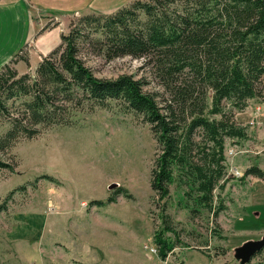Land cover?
<instances>
[{"label":"trees","instance_id":"trees-1","mask_svg":"<svg viewBox=\"0 0 264 264\" xmlns=\"http://www.w3.org/2000/svg\"><path fill=\"white\" fill-rule=\"evenodd\" d=\"M60 38L33 70L22 47L0 67V168H15L11 150L23 138L70 127L110 100L122 103L149 123L158 146L150 186L162 220L155 248L164 259L178 241L166 207L170 185L183 188L191 212L200 207L217 218L226 206L214 192L228 181L225 142L240 143L247 131L235 113L264 100V0H131L80 15ZM83 52L133 57L148 73L98 77ZM20 59L25 72L15 67ZM247 174L264 179L260 166Z\"/></svg>","mask_w":264,"mask_h":264},{"label":"rangeland","instance_id":"rangeland-1","mask_svg":"<svg viewBox=\"0 0 264 264\" xmlns=\"http://www.w3.org/2000/svg\"><path fill=\"white\" fill-rule=\"evenodd\" d=\"M121 1L127 0L88 2L112 7ZM58 13L59 22L56 17L52 21L59 33L83 15ZM25 47L22 53L28 54L33 70L46 48L36 47L35 40ZM83 55L98 77L148 73L142 60L133 57ZM22 62L15 67L25 72ZM249 105L235 113L247 131L238 140L237 154L226 157L228 181L223 190L214 191L226 205L217 218L200 207L191 212L194 206H185L183 188L170 185L166 207L178 241L164 259L151 251L156 247L154 234L162 228L150 186L158 146L139 114L110 100L108 108L84 113L70 127L49 126L38 136L23 138L11 150L15 168H0V264H240L235 248L264 233V179L242 175L252 165L264 172V128L247 123L253 101ZM225 143L227 148L234 142ZM112 182L116 187H110ZM119 189L130 195L117 193ZM112 195L111 203L90 204ZM165 235L175 240L171 232ZM247 264H264V247Z\"/></svg>","mask_w":264,"mask_h":264},{"label":"crops","instance_id":"crops-1","mask_svg":"<svg viewBox=\"0 0 264 264\" xmlns=\"http://www.w3.org/2000/svg\"><path fill=\"white\" fill-rule=\"evenodd\" d=\"M88 1L0 0V42H3V46L0 47V67L9 59H12L19 52L21 47L25 49V46L28 44L30 45V42L34 40L36 47L46 48V51H44L42 55L50 52V50L60 42V34L66 31L63 27L59 33L57 31L58 23L55 24V22L52 21V19L56 17L59 22L60 16L62 15H60L58 11L70 10L74 13L81 12L85 15L93 11L104 12L103 10L105 8L116 10L119 5L123 4L121 1L120 4H115L112 7H102L100 4L92 5V3ZM127 2L128 0L125 1V4ZM48 25H50V27H48ZM16 37H19V39ZM4 54L5 56L2 57ZM38 58L40 59L41 56ZM39 59H36V61L38 62ZM20 62H22L21 59L19 63ZM29 62L31 63L30 59ZM244 117H249L247 112L244 114Z\"/></svg>","mask_w":264,"mask_h":264},{"label":"built area","instance_id":"built-area-1","mask_svg":"<svg viewBox=\"0 0 264 264\" xmlns=\"http://www.w3.org/2000/svg\"><path fill=\"white\" fill-rule=\"evenodd\" d=\"M253 104H254V106L252 107V113L253 114H252V116H250L251 118H249L247 123L254 124L255 125L254 129H261V126H262V128H264V100L258 99L256 101H253ZM250 120H251V122H250ZM240 147H241L240 144L234 143L233 147L226 148L225 154L227 155V158L228 157H234V154H237ZM235 170L237 172L236 173L237 175H241V174H238L239 171H237V169H235ZM151 251H153L154 254L157 253L156 248H151Z\"/></svg>","mask_w":264,"mask_h":264},{"label":"water","instance_id":"water-1","mask_svg":"<svg viewBox=\"0 0 264 264\" xmlns=\"http://www.w3.org/2000/svg\"><path fill=\"white\" fill-rule=\"evenodd\" d=\"M116 183H111V188L116 187ZM264 247V233L260 239L247 240L243 242L240 246L238 245L235 248V257L240 260V264H247L250 262V259L257 254Z\"/></svg>","mask_w":264,"mask_h":264}]
</instances>
